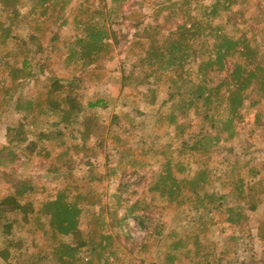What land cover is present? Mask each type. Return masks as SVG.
<instances>
[{"label":"trees","instance_id":"obj_1","mask_svg":"<svg viewBox=\"0 0 264 264\" xmlns=\"http://www.w3.org/2000/svg\"><path fill=\"white\" fill-rule=\"evenodd\" d=\"M27 1L28 7L25 6ZM73 1L0 0V109H6L0 121L11 111L18 115V126L22 127L13 137L16 125H7V131L12 136H8L9 145L2 147L8 153L0 156V173L3 174L7 167L19 160L15 148L20 149L23 158L28 160L38 149L49 154L55 145H62L64 149L58 154L57 162L61 157L69 156L70 148L75 149L77 156L83 148L85 153H82L81 159L85 157V165L92 166L96 162V153L89 152L90 148L85 145L92 137V129L102 123L97 110L114 108L118 103H134L135 98L131 97L126 84L128 80L134 84L140 97H147L151 103L155 101V88L148 87L144 91L141 86L153 84L157 87L161 83L166 88H172L161 103H169L164 118L167 125L173 127L174 133L170 139L177 138L181 145L173 151L161 149L164 160L161 161V169L154 171L150 158L155 153L148 152L150 147H140V156L149 157V161L143 162L137 158L136 147L128 145L126 140L115 134L119 143L114 147L115 162L105 160L104 169L90 177L97 184L114 180L115 189L110 195L114 202L109 203L102 201L101 193L94 201H84L80 186L71 183L75 163L68 160V168L62 171L63 178L60 179L61 174L56 175L62 181V187L53 198L44 200L40 209V213L48 216V221L47 227L46 223L40 222L43 227L39 230L44 236L49 232L55 243L48 251L43 246L38 247L37 243L33 245L36 249L32 256L29 254V264H145L143 257L138 256L135 260L134 256L144 251L148 244L146 239L157 237L163 226L152 225L154 221L150 216L151 205L148 201L140 197L132 198L139 186L146 187L150 192H158L161 197L167 196L171 202H179L183 186L190 185L193 216L190 215L189 224L195 220L203 223L204 227L213 212L226 214L224 222L233 225L247 220L246 211H255L260 203H264V179L258 177L257 170L250 167L247 174L252 173V177L246 181L244 175H237L233 181L232 173H223L224 168L217 171L212 167L198 170L188 177L185 175L187 165L176 161L173 167L171 156L176 152L181 157L186 151L196 152L199 149L212 153L215 146L232 141L240 135L241 130L245 129L248 134L253 132L254 128H246L249 123L245 122L243 114L264 100V37H258L264 30L259 29L260 23L247 28L248 22L242 18V11L234 13L230 9L235 0H213L210 5L194 2L201 7V16L191 13L193 0H161V23L157 16L150 23H146V15H141L140 20H132L136 1L99 0V5H94L88 0H78L68 9ZM124 4H128L127 10L123 8ZM24 8H27L25 12L29 17V25L26 26H34L39 36L46 35L45 22L51 14H55L52 26L73 24L76 32L60 45L59 34L51 26L47 31L50 35L43 37L44 44L39 47L18 45L16 38ZM222 14L225 21L215 22ZM239 23L245 27L239 28ZM133 26L140 29L130 37ZM227 27L230 29L227 30ZM143 39L145 45L141 44ZM120 43L119 53H125L124 62H130L127 74L122 71L121 93L85 102L86 87L83 83L88 69H96L104 61L111 62L114 58L112 52ZM89 85L93 86L94 82ZM135 110L139 113L138 108ZM190 116L195 126L197 122L200 123L192 132L187 131ZM254 116L257 117L258 113ZM111 119H119V114L111 113ZM128 120L127 124L132 126L134 118ZM45 125L57 129L45 131L42 129ZM254 126L263 127L258 122ZM78 132L85 134L77 137L75 133ZM62 133L73 140L70 145L64 139H59ZM45 135L50 137L49 144L54 145L46 143ZM14 141L16 144L10 146ZM171 144L167 146L170 148ZM226 150L233 154L234 147ZM241 153H244L243 149ZM240 154L234 153L233 159H227L225 169L234 168V160ZM250 160L238 169L247 167ZM53 167L54 171L62 169L60 165ZM181 173L182 177L179 176ZM224 176L228 180L226 183ZM213 180L224 185L225 190L217 191L211 184ZM256 187H261V195ZM32 191L31 181L20 178L0 193V233L4 236L11 235L16 223L25 225L29 222L35 212L33 201L28 198ZM234 195L237 202L230 204ZM96 204L97 211L89 212V207ZM84 212L90 213L97 221L98 230L90 225L86 228L80 226V217ZM128 217L143 231L144 237L140 243L129 241L121 233L122 229L129 232ZM59 235L68 237L58 238ZM23 246L22 239H8L0 247V264H26L21 257L24 256ZM174 247L180 245L174 244ZM11 250L18 251L15 257L21 259L20 263L12 262ZM195 250L187 248L185 251L199 258L193 264L208 262L204 261L208 249L199 257L196 254L198 249ZM262 255L259 262L264 264V251ZM178 257L171 253L166 259L173 263ZM233 264L254 262L253 259H234Z\"/></svg>","mask_w":264,"mask_h":264},{"label":"rangeland","instance_id":"obj_2","mask_svg":"<svg viewBox=\"0 0 264 264\" xmlns=\"http://www.w3.org/2000/svg\"><path fill=\"white\" fill-rule=\"evenodd\" d=\"M78 0H74L68 7L75 5ZM90 3H94V5H99V0H88ZM136 1L134 5V11L132 12L131 18L132 20H140L141 15H146L145 18L146 23H150L154 16H157L158 21L161 23V13L160 12V4L161 0H130ZM230 7L232 11L237 12L239 10L242 11V18L247 20V28L255 27L256 23L259 24V29L264 30V0H235ZM109 2V0H108ZM198 3L211 4L213 0H193ZM29 2L27 1L25 6L28 7ZM123 8L127 10L128 4H124ZM188 8V6H186ZM27 9V8H26ZM26 9L22 10L23 17L22 22L18 26L19 32L16 38L18 45H28V46H36L44 44L43 37H48L50 35L49 28H51L52 18L55 14H51L46 23V34L45 36H39L38 31H36L35 27L31 25V27L26 26L29 25V17L27 15ZM201 7L194 4L192 7V12L194 15L201 16ZM55 13V12H54ZM215 19V22L223 23L225 18L223 16ZM43 18V17H41ZM40 19V18H38ZM71 22V18L69 19ZM43 24V23H42ZM144 23L140 26L142 27ZM239 28L245 27L244 24H238ZM56 32L59 34V43L60 45L66 40L69 35H73L76 31V28L73 24L65 25V26H57L54 27ZM140 27H138L140 29ZM138 28L133 26L131 27V34L136 33ZM230 27H227L229 30ZM49 33V34H48ZM259 39L264 37V32L258 35ZM145 39L142 40L141 44L145 45ZM120 46L116 47L112 53H114V58L111 62L104 61L102 65L98 68H89L88 74L86 77V81H84V101L95 100L97 98H106L110 96H117L121 93V75L122 71L127 74L128 69L130 68V62H124L125 53H119ZM137 49V45H136ZM35 56V55H34ZM33 56V57H34ZM132 60L135 58L131 57ZM138 67V66H137ZM139 68L136 69V72ZM194 72L197 71L196 67L193 66ZM94 82V85H89ZM97 83V84H95ZM130 91L131 97L135 98L134 103H129L127 105H121L118 103L114 108L110 109H98V113H100V118L102 123L98 127H94L92 129V137L87 141L85 147H89V152L96 153V162L95 158L92 159L94 164L92 166L85 165L86 158L81 159L82 153H85L84 149L80 155L75 154V149L70 148L68 154L69 156L61 157L60 161H56V158L60 151L64 149L62 145H55L52 149H50L49 154H46L44 150L38 149L34 153L30 155L28 160L22 154L20 149L15 148L17 157L19 160L15 162L12 166L7 167L5 172L0 173V193L5 191V188L8 186H12L16 181L20 178H25L31 181L33 186V191L29 194L28 198L33 201L35 212L31 215L30 220L25 225L15 224L12 229V233L9 236H4L0 233V247H3L8 239L12 238L14 240L22 239L24 246V256L22 260L25 261L26 264H29L30 253H34L33 250L36 249L33 245L36 243L37 246H43L45 250H49L51 246L54 245L55 240L51 237L50 233L43 234V232L39 229L43 227L39 223H46L48 221V216L40 213L42 202L54 197L55 193L58 189H60L63 185L62 179L63 170L67 166L68 160L74 161V169L72 170L73 176L71 179V183H75L73 185L80 186L79 191L82 194L84 201L96 199L98 195L102 196V201L104 203L114 202L111 193L115 189L114 180H104L105 182L97 184L96 181L90 180V177L94 176L97 172H101L104 169L105 160L110 163H114L116 159V154L114 147H116L119 143L118 140L114 137V135H119L122 139L127 141L128 145L132 147H136L135 153L137 154V158L143 162L149 161V157L146 155L140 156V147H150L148 152H154L155 156L150 158L153 163V170L157 171L161 169V161L164 160L161 155V149L169 151L175 148H180L181 142L177 138L170 139L173 136V127L168 126L164 115L168 112L169 103L162 104L161 101L164 97H166L169 91H172V88H166L164 84H158L156 87L153 84H147L141 86L144 91H147L148 87H153L156 90V97L153 103L149 102L148 98L140 97V94L137 93V90L134 88V84H131L126 81ZM138 88V86H136ZM32 88V87H31ZM125 91V90H124ZM3 107V106H1ZM138 108L139 113L135 110ZM3 111L6 109H0V116ZM118 113L119 119H111V113ZM255 113H258V116H254ZM192 115V113H190ZM191 117V116H190ZM244 120L246 123H249V126L246 128H254L252 133L245 132V129L241 130V133L238 137L234 138L230 142H221L217 146H215L214 152L204 151L203 149H199L196 152L186 151L184 156H177L178 154L174 152L171 156L173 161V167L175 163L181 161L184 165H187V171L185 175L188 177H192L191 175H195L197 171L210 168L220 169L224 172L232 173L233 181H235L237 175H244L245 181L246 179H251L252 173L247 174L248 169L253 167L254 170L259 172L258 177H262L264 179V100H261L257 106L252 107L243 114ZM129 118H134L133 125L129 126L127 123L129 122ZM258 118V119H257ZM179 120L182 119L179 117ZM112 121V122H111ZM190 127L188 126L187 131L192 132L196 130L197 126L200 123L197 122V126H195V121L189 119ZM192 122V123H191ZM260 123L263 125L262 128H256L254 123ZM20 120L18 119V115L8 111L7 114L1 118L0 121V156L7 155L6 149H3V145H9L8 136L12 135L7 131V125H16L15 133H17L22 127L18 126ZM23 124V123H22ZM10 125L8 127H10ZM207 126H205L206 128ZM42 129L45 131L54 130L57 128L51 126H43ZM64 131V129H62ZM67 133V132H66ZM168 133V134H167ZM77 137L84 136L85 133L78 132L75 133ZM171 135V136H170ZM46 139V143L48 145L50 143V137L47 135L44 136ZM59 139H64L67 142V145H70V142L73 140L69 139L68 135L65 136V133L60 134ZM56 142V141H55ZM80 142V141H78ZM142 142H144L142 144ZM172 142L170 148L167 146L168 143ZM45 143V142H44ZM191 143V142H189ZM14 146L16 141L11 142ZM234 147V153L240 154L242 149L244 153H241L238 158L234 161L236 163L234 168H226V160L231 158L233 159L234 155L230 154L226 149L228 147ZM245 148L249 150H245ZM106 151V152H105ZM193 153L191 156L190 154ZM189 155V156H187ZM254 156V157H253ZM250 160L247 167H242L238 169L239 166H242L244 162ZM177 161V162H176ZM25 163V164H22ZM60 165L62 169L55 170L53 166ZM202 165V167H201ZM94 166V168H93ZM186 167V166H185ZM93 168V169H92ZM232 170V172L230 171ZM1 172V170H0ZM92 173V174H91ZM184 173V172H183ZM183 173L179 176L182 177ZM57 174H61V178L57 179ZM69 174V173H68ZM75 180V182H73ZM228 180L224 176V183ZM250 181V180H247ZM251 182V181H250ZM214 184V188L217 191H224V185L221 186L216 181H211V184ZM190 185L183 186V191L179 196V202H171L168 200L167 196L161 197L158 192H150L146 189V187L139 186L137 188V194L132 197L133 199L140 197L144 200L148 201L151 205L149 212L150 216L153 217L152 225H162V232L160 230V234L157 237L147 238L148 244L143 252H140L134 256V259L137 260L138 256L143 257L145 260V264H193L196 259L195 254L188 255L186 251L187 248H192L194 251L198 249V256L203 252L207 251V258L201 264H233L234 259H243V260H251L253 259L254 264H261L259 262L260 258H262V251H264V203H260L258 209L255 211H246L248 214V219L245 221H241L239 225H233L232 223H225L226 214L213 212L210 216L211 219L207 222V225H204L200 221H193V223H187L190 220V215H192L191 203L193 202V195H191L189 187ZM207 187V186H206ZM227 189V188H226ZM103 190V191H102ZM256 190L261 195V187H256ZM99 193V194H98ZM237 196L234 195L232 199H230V204H234L237 202ZM183 201V202H181ZM262 202V201H261ZM98 205L96 204L93 207H89V212L97 211ZM194 213V212H193ZM193 216V215H192ZM107 217V216H106ZM126 221L129 223V232L126 233L125 229H122V234L125 235L129 241H133L135 243H140L144 237L143 231L139 228V226L135 223V221L128 217ZM87 225H90L91 228L98 230V223L90 213L84 212L80 217V226L82 228H86ZM47 227V223L45 224ZM80 227V228H81ZM152 227V226H151ZM64 237V236H63ZM61 235L58 238H63ZM68 236L64 237L67 239ZM71 237V235H70ZM196 237V238H195ZM32 241L35 243L32 244ZM194 241H197L195 243ZM174 244H179L180 247L175 248ZM196 246V247H195ZM195 248V249H194ZM10 259L14 263H20V258H16L17 250H11ZM192 251V253H195ZM171 253L179 256L178 259H175L173 263L169 262L166 257ZM187 253V254H186ZM192 256V257H191ZM124 255H122V258ZM181 257V258H180ZM133 262L137 263L133 260ZM44 264V263H39ZM46 264H50L47 262Z\"/></svg>","mask_w":264,"mask_h":264}]
</instances>
